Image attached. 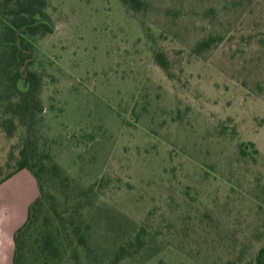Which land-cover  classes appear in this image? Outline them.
<instances>
[{
	"label": "rangeland",
	"instance_id": "374dc122",
	"mask_svg": "<svg viewBox=\"0 0 264 264\" xmlns=\"http://www.w3.org/2000/svg\"><path fill=\"white\" fill-rule=\"evenodd\" d=\"M142 1L135 14L121 0H50L54 31L35 39L40 148L87 234L80 264H113L122 246L133 254L119 264L253 263L264 247V0ZM11 143L0 139V165ZM18 179L30 204L36 179ZM70 253L58 264H77Z\"/></svg>",
	"mask_w": 264,
	"mask_h": 264
},
{
	"label": "trees",
	"instance_id": "16d2710c",
	"mask_svg": "<svg viewBox=\"0 0 264 264\" xmlns=\"http://www.w3.org/2000/svg\"><path fill=\"white\" fill-rule=\"evenodd\" d=\"M121 1L135 14L140 13L144 5L142 0ZM49 5L50 0H0V139L14 141L5 163L0 165V185L27 170L36 179L39 189L38 197L28 208L26 222L14 235L13 264H28L29 255L44 264H58L69 251L70 258L80 264L78 248L88 246L87 234H82L69 218L73 204L60 203L59 195L53 191L60 167L40 148L44 80L33 65L37 55L35 39L54 31ZM212 43V40H204L200 46L210 47ZM155 61L167 76L172 75L164 53L158 52ZM131 250L132 247H120L113 264L130 257ZM249 264H264V247Z\"/></svg>",
	"mask_w": 264,
	"mask_h": 264
},
{
	"label": "crops",
	"instance_id": "0c3cea01",
	"mask_svg": "<svg viewBox=\"0 0 264 264\" xmlns=\"http://www.w3.org/2000/svg\"><path fill=\"white\" fill-rule=\"evenodd\" d=\"M25 172L27 170L21 171L0 185V264L14 263V235L26 222L28 208L39 194V189L34 193V196L32 194L33 198L30 204L28 201L31 198L25 200L26 192L25 189L23 192L21 191L18 179Z\"/></svg>",
	"mask_w": 264,
	"mask_h": 264
}]
</instances>
